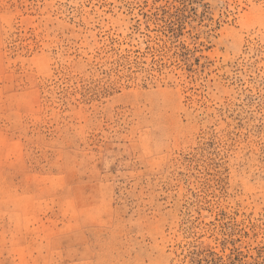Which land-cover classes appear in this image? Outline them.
<instances>
[{"label":"rangeland","instance_id":"obj_1","mask_svg":"<svg viewBox=\"0 0 264 264\" xmlns=\"http://www.w3.org/2000/svg\"><path fill=\"white\" fill-rule=\"evenodd\" d=\"M0 264H264V0H0Z\"/></svg>","mask_w":264,"mask_h":264}]
</instances>
